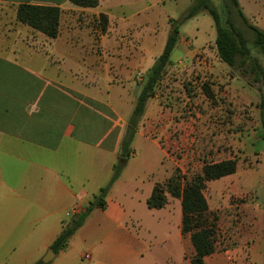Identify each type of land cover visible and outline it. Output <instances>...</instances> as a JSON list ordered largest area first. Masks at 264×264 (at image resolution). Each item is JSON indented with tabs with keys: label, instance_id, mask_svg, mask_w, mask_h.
<instances>
[{
	"label": "crops",
	"instance_id": "obj_1",
	"mask_svg": "<svg viewBox=\"0 0 264 264\" xmlns=\"http://www.w3.org/2000/svg\"><path fill=\"white\" fill-rule=\"evenodd\" d=\"M164 1L97 0L82 7L69 0H0V264L41 260L61 226L107 183L139 90L137 75L159 54L138 30ZM248 2L264 31V0ZM18 4L59 8L57 35L47 38L18 22ZM171 115L156 93L146 100L104 207L92 209L44 264H189L193 249L180 231L179 199L166 194L162 207L145 205L164 177L159 140L171 141ZM134 141L155 148L152 163L138 157ZM231 141L249 156L264 155L258 132L232 133ZM136 160L144 166L134 172ZM238 161L232 174L205 182L216 201L222 184L230 195L249 198L204 264H264V199L257 193L264 174Z\"/></svg>",
	"mask_w": 264,
	"mask_h": 264
},
{
	"label": "rangeland",
	"instance_id": "obj_2",
	"mask_svg": "<svg viewBox=\"0 0 264 264\" xmlns=\"http://www.w3.org/2000/svg\"><path fill=\"white\" fill-rule=\"evenodd\" d=\"M194 0H166L154 9V18L146 22L138 31L143 39L149 40L156 51L160 53L165 41L167 23L166 17L179 18ZM219 9L220 0H211ZM242 13L249 22L259 29L263 24L260 16L252 18L248 0H238ZM154 20V21H153ZM153 21V23H151ZM236 24L248 36L246 28L236 20ZM154 27V28H153ZM180 41L170 53L169 64L158 82L155 93L161 104H167L171 109V124L167 127L171 141L164 142L160 138V146L166 155L160 165L164 177L160 183H165L172 174L189 177L198 173L204 163L223 159H235L241 168H257V176L264 174V155L249 156L237 145H232L231 134H241L244 130L264 133L258 120L257 84L248 86L245 79L228 71V67L220 65L214 47V29L211 18L207 14L187 19L179 26ZM264 66V59L257 55ZM218 66H220L218 68ZM145 73L137 75L140 83ZM235 79L232 81L231 78ZM203 86L209 91L210 97L203 94ZM238 138V137H237ZM233 139V138H232ZM255 140L260 141V138ZM134 147L138 157L152 163L158 156L151 144L135 142ZM135 170L142 168V160H136ZM227 183V182H226ZM259 185V183H258ZM219 197L210 194V189L204 186L203 194L209 202L210 212L217 217V235L222 231L231 230L234 225L233 215L237 208L247 200L248 194L237 197L230 195L227 184ZM258 199H264V186L257 190ZM225 236V235H224ZM215 243V250L222 247L223 241Z\"/></svg>",
	"mask_w": 264,
	"mask_h": 264
},
{
	"label": "trees",
	"instance_id": "obj_3",
	"mask_svg": "<svg viewBox=\"0 0 264 264\" xmlns=\"http://www.w3.org/2000/svg\"><path fill=\"white\" fill-rule=\"evenodd\" d=\"M82 7H92L97 0H69ZM219 9L211 0H194L185 12L177 19L169 18L168 31L160 53L154 58L152 65L146 70L139 90L135 95L134 104L127 119L119 152L112 165L111 175L104 186L98 188L87 205L61 226L57 236L49 244L54 253L66 246L68 240L81 225L88 213L95 208L102 209L105 205L104 196L123 168L130 153V143L137 122L143 114L144 105L148 98L155 94L158 82L169 64L170 53L179 38V26L187 19L200 14H207L213 24L214 47L219 61L224 63L231 73L245 79L248 86L256 85L258 92V120L264 133V31L251 24L244 16L237 0H220ZM60 10L52 6L18 4L15 19L33 30L42 33L47 38H54L58 31ZM104 20V16L100 15ZM238 20L248 31L245 32L236 24ZM206 98L210 93L203 86ZM236 169L235 159H223L216 162L204 163L198 173L185 177L172 174L165 183H154L149 196L145 199L147 208L157 209L166 202V194L179 199L181 219L180 231L188 234L193 253L189 264H204L203 258L215 250L217 233V217L208 210L207 201L203 194L205 182L232 174ZM32 264H44L37 260Z\"/></svg>",
	"mask_w": 264,
	"mask_h": 264
},
{
	"label": "water",
	"instance_id": "obj_4",
	"mask_svg": "<svg viewBox=\"0 0 264 264\" xmlns=\"http://www.w3.org/2000/svg\"><path fill=\"white\" fill-rule=\"evenodd\" d=\"M54 255V252L51 249H48L46 253L42 256L41 262L46 263Z\"/></svg>",
	"mask_w": 264,
	"mask_h": 264
},
{
	"label": "built area",
	"instance_id": "obj_5",
	"mask_svg": "<svg viewBox=\"0 0 264 264\" xmlns=\"http://www.w3.org/2000/svg\"><path fill=\"white\" fill-rule=\"evenodd\" d=\"M77 212H78V210L74 211L73 214H75V213H77ZM83 257H84V258H88V255H87V254H84Z\"/></svg>",
	"mask_w": 264,
	"mask_h": 264
}]
</instances>
